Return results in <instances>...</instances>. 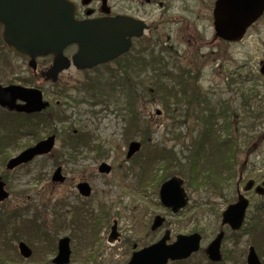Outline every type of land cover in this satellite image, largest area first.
Masks as SVG:
<instances>
[{"label":"rangeland","instance_id":"374dc122","mask_svg":"<svg viewBox=\"0 0 264 264\" xmlns=\"http://www.w3.org/2000/svg\"><path fill=\"white\" fill-rule=\"evenodd\" d=\"M140 1L148 9L153 2ZM215 1L155 0V16L151 20L156 29L154 33L146 34V38L149 33L154 34L149 49L144 50L147 42L142 40L137 50L117 65L88 73L72 67L55 85L44 84L45 98L51 103V109L48 117H44L45 130L41 139L56 134V147L47 156L12 172L6 170V160L35 140L23 136L12 147L21 131L0 111V178L6 182L10 193V198L0 204V226L4 228L3 232L0 229V242L5 249L4 258L14 257L18 264H53L58 240L68 236L72 250L70 264H126L134 245L136 249L147 246L160 239L165 229L171 230L170 242L177 235L200 233L203 250L224 229L226 237L222 250L230 256L227 264H246L250 246L264 264V234L251 238L243 230L232 233L221 225V212L236 202L238 192L244 193L245 184L249 180L258 185L264 181V78L260 73V63L264 60V15L242 41L225 42L214 38ZM163 11L167 14L161 17ZM185 22L186 31L183 28ZM1 39L0 32V85L15 80L20 69L35 82L24 60L11 59L16 71L9 70L5 58L8 52L2 48ZM166 48L172 53L166 52ZM157 53L160 58H165V65L163 69L159 70L157 66L156 71H150L147 64ZM135 59L143 65L140 72L139 68L133 71ZM179 68L189 72L190 84L196 82L195 90L193 86L185 88L186 95L195 96V101L200 99L201 104L194 101L189 106L181 96L179 100L171 98L172 89L179 93L183 87L175 75ZM138 74L143 76L138 78ZM164 98L169 101L165 102ZM207 106L217 110L223 108L231 116L228 132L223 127L227 123L226 117L224 120L218 118V133H215L218 137L215 138L233 143L237 149L228 144L226 152L218 156L208 143L201 149L197 161L208 167L190 172L178 164L185 163V157L202 135L199 132H202L203 121L191 118L185 123L182 119L190 110H196L202 116ZM216 112L217 116L222 114L221 110ZM131 114L137 115V122L131 120ZM79 135L89 141V145L79 146L71 138ZM133 140L143 144L141 150L128 160V145ZM95 141L102 144L104 153L100 156ZM233 150L236 161L233 175H230V168H223V176L228 179L226 183L215 187L212 176L213 181L206 180L207 184L202 185L201 179L215 172L212 166L220 157L229 156L231 163L232 155L228 153ZM170 151L174 154L173 162L166 154ZM102 162L112 166L110 174L98 172ZM147 163L150 164L148 170ZM60 166L68 178L63 186L52 181ZM174 176L184 179L190 198L188 207L177 214L167 211L159 200L161 183ZM82 181L93 188V195L88 199L78 196L76 185ZM245 195L251 204L243 229L254 221L255 206L263 201L254 190ZM66 198H70L71 209L62 205L60 208L65 212L59 211L54 221L56 203ZM84 201L89 205L84 211L92 214L85 213L84 216V212L77 211L74 220L76 212L74 214L72 210L78 209ZM102 213L107 215L101 217ZM156 215L166 218V228L153 232L150 227ZM96 217L101 218L98 228L93 226ZM29 219L36 224L33 230L31 227L22 229ZM114 220L119 225L120 240L112 245L107 238ZM15 226L19 232L12 235ZM41 227L48 233L44 234ZM260 239H263L261 243ZM20 241L32 248L31 259L24 260L19 256ZM188 261L205 264L208 260L200 251ZM3 264L8 263L4 261Z\"/></svg>","mask_w":264,"mask_h":264},{"label":"water","instance_id":"95a60500","mask_svg":"<svg viewBox=\"0 0 264 264\" xmlns=\"http://www.w3.org/2000/svg\"><path fill=\"white\" fill-rule=\"evenodd\" d=\"M74 6L67 0H0V25L3 26V39L15 52L31 58L30 66L35 67V59L52 55L55 57L53 66L46 77L53 82L58 80L61 71L68 69L70 61L64 51L71 45H77L79 52L73 57V63L78 69H92L108 63L126 54L132 47V38L141 37L145 25L137 20L127 18L98 19L92 21H76ZM264 13V0H217L214 10L215 38L227 42L241 41L247 29ZM261 73L264 75V62ZM17 100L25 102L24 106H15ZM0 104L11 110L35 113L45 110L49 104L43 102L42 92L38 89L11 86L0 87ZM158 114H160L158 112ZM55 145V136L38 143L7 165L9 170L31 162L36 156L50 153ZM141 145L133 142L130 145L128 158H131ZM62 169L58 168L53 175V181H63ZM111 167L103 163L99 172L110 173ZM184 180L173 177L162 184L160 189L161 203L178 213L188 204V195L183 187ZM254 181H249L245 191H250ZM0 183V202L5 201L9 194ZM81 194L88 197L91 188L87 183L79 185ZM256 192L264 194L263 187H257ZM249 201L239 194L238 202L230 205L223 213V225H229L233 230L241 229ZM164 218L157 216L153 230L159 228ZM224 232L218 234L207 247L206 254L214 262L222 260L221 243ZM117 222L111 229L109 242L118 239ZM170 232L158 243L134 253L128 264H167L170 260L181 261L191 257L200 249L202 237L198 233L180 235L173 244H167ZM19 250L24 258L33 254L25 243L19 244ZM71 258L70 238L60 239L58 254L53 264H69ZM248 264H262L254 247H251L247 257Z\"/></svg>","mask_w":264,"mask_h":264},{"label":"flooded vegetation","instance_id":"af4514ba","mask_svg":"<svg viewBox=\"0 0 264 264\" xmlns=\"http://www.w3.org/2000/svg\"><path fill=\"white\" fill-rule=\"evenodd\" d=\"M71 2L74 3V7H75V18L79 21L82 20H97V19H117V18H127L129 20H137L139 22H142L145 25V30H144V35L141 38H133L132 39V43L133 46L131 48V51L129 53H127L126 55H123L121 57H119L118 59L108 63V64H104V65H100L97 67H94L93 69L90 70H78L76 69L74 66H70V68L68 70H70L72 67L75 68L77 71L83 73H88V72H95L97 70H99L100 68H104L106 69L108 66H112V65H117L118 62L126 57L127 55H130L131 52H135L137 50V47H139L140 42L142 40H146L147 45L145 44L144 46H146L144 48V50L149 49V45L151 43L154 42V34H150L149 36H147L146 38V34L148 32H155L156 29V25L153 24V21L151 20L154 16H155V0H153V2L150 4V9L146 8L145 6L142 5L140 0H70ZM212 2L214 0H211ZM213 4V3H212ZM167 14V12L163 11L161 13V17H164ZM185 18H187L188 16L185 14L184 15ZM188 22V21H187ZM187 22H185L183 24V28L184 31H186L188 29L187 26ZM190 23V22H188ZM0 32L1 34L3 33V27L0 26ZM152 37V38H151ZM2 41V39H1ZM4 47H2L3 49H6V51L8 52V56H6V61H7V66L9 68L10 71H13V73L16 71H14L13 66L11 65V59H20V60H24L25 62H27L28 68L30 69L31 72V76L34 80H36L35 82H33L31 80V78H27V72L23 69H20L18 72H16L15 76V80L13 79L12 81L8 82L7 85H1L3 87H10V86H21V87H27V88H34V89H38L42 91V97L44 102L49 103V109H51V103L45 98V91L43 90V85L44 84H54L50 81H47V77H46V72L53 66L54 63V57L53 56H47V57H42L39 59L35 60V67H29L30 62L32 61L31 58L20 55L15 53L12 49H10L6 44L2 43ZM78 52V46L76 45H72L70 47H68L65 50V56L72 61L73 56L75 54H77ZM137 60L135 59L134 63H133V71L137 70L140 72V70H143V65L140 63H137ZM148 70L153 71V66L151 63L147 64ZM136 68V69H135ZM142 68V69H141ZM66 70V71H68ZM63 71L59 76H58V80L57 82H59L61 76L64 74ZM143 75L138 74V78H141ZM27 81L30 83H27ZM35 83V85H34ZM24 84V85H23ZM29 84V85H27ZM59 103V101H57V104ZM25 102L17 100L15 102V106L16 107H20V106H24ZM0 111L3 112L4 114H6L7 119L9 120L11 125H16L18 126V129L21 131V134L19 135L18 138H16L14 140V144H12V147H15L16 144L21 141L23 134L22 132L25 131L27 128H29V130H31V132L34 131V133L31 135V132L29 134H27V136L31 135V138L33 140L36 141H41L43 139H41L42 137V133L44 131V117H48V113H45V111H40L38 113H32L30 115H28L26 112H18L16 110H11L8 107H5V109H2L0 107ZM41 128V129H39ZM99 145L97 146V152L99 153V156L102 155L104 153V150L102 148L101 143L99 144V142L95 141V145ZM11 148V147H10ZM25 149V148H24ZM23 149V150H24ZM22 150V151H23ZM21 153V152H19ZM18 153V154H19ZM7 157H5L6 159ZM68 182V178L65 177V179L63 181H60L59 184H61L62 186L65 185ZM76 189H78V184L76 185ZM78 196L85 199L79 192L78 190ZM70 201V198H66V199H62L59 200L56 205H55V213H54V221H55V217L57 218L59 215V211H61V213L63 214L65 211L63 210V208L65 207H69L68 202ZM63 205V208H60ZM89 206L87 204V202L84 201V203L80 204L79 207L85 215V211L84 208ZM76 207V206H74ZM69 209H71L69 207ZM75 211L77 213L78 210H76L75 208L72 210V212L75 214ZM87 211V210H86ZM60 219V218H59ZM61 220H59L60 222ZM133 252L136 251V245H134L133 247ZM143 248V247H142Z\"/></svg>","mask_w":264,"mask_h":264},{"label":"trees","instance_id":"16d2710c","mask_svg":"<svg viewBox=\"0 0 264 264\" xmlns=\"http://www.w3.org/2000/svg\"><path fill=\"white\" fill-rule=\"evenodd\" d=\"M168 53L171 54L172 51L171 52L168 51ZM152 59L156 60L159 63H161L162 61H164L163 58H160V55H158V53L155 56H153ZM162 67H164V66H162ZM183 75H185V74L182 73V72H180L176 76L177 79L181 83H183L182 89L179 91V93L178 92H175L174 89H172V92H171V93H173V96L171 98H175L176 100H179V97H180L181 94H182L181 95L182 97H184L186 95L185 88L188 85L189 86L193 85V84H190L189 83V81H188L189 78L186 79ZM184 78L186 79V82H185V79ZM164 99H165L164 100L165 102H166V100L169 101L168 98H164ZM220 110H221V113L222 114L219 115V116H217V112L216 111H220ZM220 110L215 109V111L214 110L211 111V117L214 118V121L212 120V118L206 119V121L208 123H210L211 125H208L207 122H206V124L204 125L205 126V129L201 132L202 135L200 136L199 141H196V144L194 145L192 152L187 157H185L186 158L185 159V163L183 164L181 162L180 164H178L181 168H185L186 170H189L191 172V171H194V170L201 171L202 168L208 167L207 164L200 165V164L197 163L198 157H199V153H200L201 149L203 147L205 148V146L208 143H209V147L212 148V151L215 154H216V152H218V156H221L223 152H226V150H227L226 148L228 147V144L229 145H233V147H231V148H234L235 147V149H237L236 148L237 146H235V144H233V143L230 144L228 141H226V142H223V141H220V140H219L220 142L219 141H216V138L218 137V135L216 134V136H215V133H218V127H217L218 126V122H217L218 118L220 117V118H222L224 120V118L226 117V122L227 123H225L224 126H223L225 128L226 132L229 131L228 129H229V126H230L228 124V120H229V118L231 116H228L227 112H224V109L223 108H220ZM228 112H230V111H228ZM212 114L215 115V117H213ZM134 117L135 116H133V114L130 115V118H131L132 121H134ZM212 123H213V125H212ZM80 136L81 135L76 136V137H71V138L74 141H76V140H84V138H82ZM166 154H167V156L173 162L174 161V154L171 151L168 152V153H166ZM228 154H231L232 155V161H231V163H230V157L229 156H227L225 158L220 157L217 160V163H214L213 166H212L214 168L215 172L214 173L211 172L210 174L206 175L205 178H204V180L201 179L202 180V185L207 184L206 182H204L206 180L213 181L211 179L212 176L215 177V187H216V185H221L222 186L224 183H226V181L228 179H225L224 176H223V172H224L223 168H230L231 169L230 170V175L231 174L233 175V172H234L233 166L236 163V161H235V150H233L231 153H228ZM220 164H223V165L221 166ZM168 165H171V163H168ZM209 165H210V163H209ZM148 167H150V164H148L146 166V169L147 170H148ZM151 174H153V173H151ZM197 175H198V173H196L195 175H193V177L196 178ZM190 181L188 180L189 183H190ZM255 207H256V212L255 213H257V214H256V216L254 218V221L252 220L251 223L249 224V226L247 228L243 229V232L247 233L251 238H253V237H257L258 238L260 236H263V234H264V199H263V201L260 204L256 205ZM99 220L100 219L97 218L96 219V222H95V224H93V226L96 227L98 225V223H99ZM93 221H95V219H93ZM30 223H31L32 228H34L35 225H36L35 222L33 220H30ZM17 230H18V228L15 226L14 231H13V235H15V233H16ZM41 230L45 234L44 228L41 227ZM262 240L263 239L258 240L259 243H261ZM255 241H256V238H255ZM4 245H5V248H7V244L4 243ZM4 253H5V249L2 248L1 242H0V264H3L4 261H6L8 264H13V263L18 264L17 261H15V258L14 257H9L8 256V258H4V256H3ZM229 259H230V256H228V254L225 253V259H224V261H223L222 264H227V261ZM184 263L185 264H189V262H178L176 264H184ZM233 264H237V263L234 262Z\"/></svg>","mask_w":264,"mask_h":264}]
</instances>
